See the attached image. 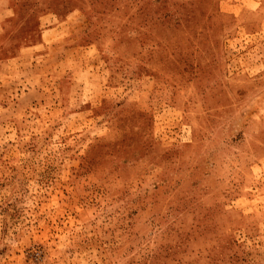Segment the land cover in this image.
<instances>
[{
    "label": "rangeland",
    "instance_id": "374dc122",
    "mask_svg": "<svg viewBox=\"0 0 264 264\" xmlns=\"http://www.w3.org/2000/svg\"><path fill=\"white\" fill-rule=\"evenodd\" d=\"M264 0H0V264H264Z\"/></svg>",
    "mask_w": 264,
    "mask_h": 264
},
{
    "label": "crops",
    "instance_id": "0c3cea01",
    "mask_svg": "<svg viewBox=\"0 0 264 264\" xmlns=\"http://www.w3.org/2000/svg\"><path fill=\"white\" fill-rule=\"evenodd\" d=\"M263 64H264V61H263ZM262 69H264V65H263V68ZM261 118L263 119V124H264V110H263V112L261 113Z\"/></svg>",
    "mask_w": 264,
    "mask_h": 264
}]
</instances>
